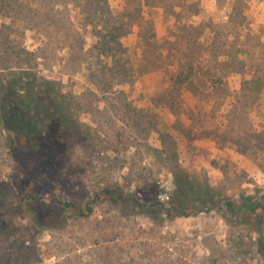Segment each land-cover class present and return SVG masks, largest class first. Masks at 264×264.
<instances>
[{"label":"rangeland","instance_id":"obj_1","mask_svg":"<svg viewBox=\"0 0 264 264\" xmlns=\"http://www.w3.org/2000/svg\"><path fill=\"white\" fill-rule=\"evenodd\" d=\"M259 74L264 0H0V264H264Z\"/></svg>","mask_w":264,"mask_h":264},{"label":"trees","instance_id":"obj_2","mask_svg":"<svg viewBox=\"0 0 264 264\" xmlns=\"http://www.w3.org/2000/svg\"><path fill=\"white\" fill-rule=\"evenodd\" d=\"M144 36H151V35H144ZM196 72H194V70L192 69L191 66H189L187 68V70H181L175 78V81L178 84H183L184 86H193V79H194V75ZM262 81H264V74H259L258 76H256L252 81H250V88L255 90V92L257 91V89L259 88V83H261ZM217 82H221V79H217ZM15 96H13L12 94H8L7 92H5L2 97L0 98L1 101H3V111L2 112L1 108H0V123L3 125L5 123V120L7 118V116H9V113L6 111H9L10 108H12V104L14 105V107H17V109L19 110V107L21 110H23L22 106H19V102H18V97L20 96L18 91L15 92ZM11 101V102H10ZM9 102V103H6ZM31 105L33 110L38 114H42L44 113V108L41 107L39 105V101L36 98H32V100H30ZM10 106H9V105ZM12 110V109H11ZM6 114V115H5ZM17 121V123L19 122V119L17 118V116H15V122ZM14 122V121H13ZM183 191L182 187H180V184L178 185V190L176 191V194H174L173 199L175 200V198H179L177 196V193H181ZM32 199H38L37 195H30ZM116 198L121 199L122 201H128L130 200L128 197L122 195V194H117ZM207 200V198H206ZM182 201H178L175 200V203H179L181 204ZM69 204V203H68ZM71 205V204H69ZM215 205H220V201L219 202H215ZM226 208L227 211L229 212V214H232L234 216H236L237 218H239L241 220V218L243 217H256V220L253 221L252 224V231L255 232L257 234V244H258V249L262 250L264 247V227H263V223L260 214L258 213V210H264V206L261 205L258 202L255 201H251L250 198H246V199H242L240 201H235L232 200L231 198H227L226 199ZM167 211H168V215L170 217L172 216H189L190 214H195L198 211L197 210H191L189 212L184 211L183 209L179 210L178 212L172 214L171 213V207H166ZM176 209V207H175ZM208 210V208H207ZM92 211L91 207H88L87 209V213H90ZM79 215H86L87 213H85L84 211H82L81 209H79Z\"/></svg>","mask_w":264,"mask_h":264},{"label":"built area","instance_id":"obj_3","mask_svg":"<svg viewBox=\"0 0 264 264\" xmlns=\"http://www.w3.org/2000/svg\"><path fill=\"white\" fill-rule=\"evenodd\" d=\"M167 199V194L166 193H162L161 195H160V200L161 201H165Z\"/></svg>","mask_w":264,"mask_h":264},{"label":"crops","instance_id":"obj_4","mask_svg":"<svg viewBox=\"0 0 264 264\" xmlns=\"http://www.w3.org/2000/svg\"><path fill=\"white\" fill-rule=\"evenodd\" d=\"M188 4H190V3H188Z\"/></svg>","mask_w":264,"mask_h":264}]
</instances>
